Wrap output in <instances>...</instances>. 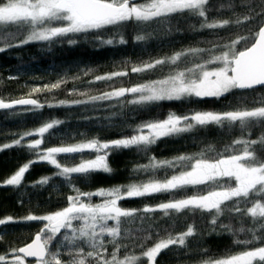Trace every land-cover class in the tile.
Wrapping results in <instances>:
<instances>
[{
	"label": "snow or ice",
	"instance_id": "6c2138e0",
	"mask_svg": "<svg viewBox=\"0 0 264 264\" xmlns=\"http://www.w3.org/2000/svg\"><path fill=\"white\" fill-rule=\"evenodd\" d=\"M212 12L217 15L211 16ZM223 13L229 15L223 18ZM178 17L196 20L190 25L193 31L207 30L215 38L204 47L189 46L131 64L130 71L126 67L97 75L89 83L159 73L155 79L114 87L99 95L80 93L88 99L72 103L117 100L122 106L144 108L164 101L220 100L240 93L237 103L223 110L169 111L165 118L142 121L130 129V135L117 139L91 138L42 149L45 135L63 123L51 119L0 145V151L22 147L36 157L19 166L0 186L19 187L32 164L46 162L57 169L54 175L72 192L66 197V206L56 211L0 218V229L42 223L30 242L0 254V264H157L159 255L173 247L184 254L193 252L190 238L205 234L189 222L195 217L205 221L207 235L227 234L239 249L212 255L201 245L194 250L200 257L198 264H264V0H218L214 6L211 0H0V53L37 42L52 45L66 40L74 45L81 34H94L102 45H124L128 40L122 30L128 25L136 30L133 42L146 43L159 32L178 31V25L171 24ZM229 29L235 32L220 34ZM105 30L112 32L111 38H102ZM65 83L60 79L34 87L29 98L8 102L0 98V110L28 106L26 112L37 113L45 105L31 96ZM209 126L240 134L223 149L208 144L198 152L171 159L149 155L152 146L164 138ZM258 128L262 131L252 138ZM129 149L147 159L131 169L134 177L146 174V179L134 178L127 184L92 191H83L73 183L96 172L110 174L111 153ZM84 152L95 153L94 158L71 166L58 160L60 155ZM51 179L42 177L35 185H47ZM188 189L192 194H186ZM181 193L185 194L178 195ZM157 194H169L170 198L142 208L121 206L126 199ZM18 202L23 204V200ZM178 227L182 230L176 231ZM3 234L0 232V240Z\"/></svg>",
	"mask_w": 264,
	"mask_h": 264
},
{
	"label": "trees",
	"instance_id": "16d2710c",
	"mask_svg": "<svg viewBox=\"0 0 264 264\" xmlns=\"http://www.w3.org/2000/svg\"><path fill=\"white\" fill-rule=\"evenodd\" d=\"M217 3L218 0H211L213 6ZM210 15L217 14L212 12ZM228 15L229 13L222 14L223 18ZM195 23L196 20L187 17L173 19L171 24L178 25V31L173 30L167 35L159 32L146 43L133 42L136 30L132 25H128L122 30L128 40V43L124 45H102L94 39V34H81L75 37L78 42L74 45H69L66 40L57 41L52 45L37 42L10 48L0 53V98L6 102L22 97L29 98V93L34 87L42 88L60 79L66 80L60 88L31 96L45 105L37 113L26 112V107L0 110V145L11 143L14 138H18V134L33 130L51 119H58L63 123L51 130V135H45L42 149L80 143L91 138H99L101 141L117 139L130 135V129L142 121L165 118L169 111L185 114L195 110H223L230 105H235L240 93L230 94L220 100L193 98L184 101H164L144 108L132 105L122 106L117 100L86 104L72 103L76 100H87L88 95H99L102 92L111 91L114 87H129L145 79H155L159 73L129 74L112 81L89 83L97 75L109 74L126 67L130 71L131 64L134 63L170 54L189 46H206L205 42L214 39L215 36L207 30L193 31L190 25ZM228 31L235 32V29L221 30L220 34L227 35ZM111 35V31L105 30L102 38H111ZM89 69L91 71H88ZM85 72L88 74L85 75ZM10 77L15 78L10 79ZM80 93L88 95H80ZM60 101L66 103L59 105ZM47 105L59 106L48 107ZM260 131L262 129L254 130L252 138H256ZM239 134L238 130L228 133L226 130L209 126L192 134L164 138L152 146L149 155H155L158 159H171L182 153L198 152L208 144L214 145L217 149H223L225 144L230 143ZM35 138L38 137L28 139ZM94 155L95 153L92 152L60 155L58 160L62 164L71 166L80 163L82 159L94 158ZM35 158L22 147L0 151V182L14 173L19 166ZM108 159L112 168L110 174L96 172L89 177L74 179L73 183L83 191H92L101 187L127 184L134 178H147L146 174H138L134 177L131 172L135 165L147 163L145 156L137 153L135 149L113 151ZM56 171L54 166L46 162H37L31 165L19 187L0 186V218L6 215L20 218L29 212L43 215L66 206V197L72 192L62 178L54 175ZM45 176L52 177L49 184L35 185L37 180ZM192 191L188 189L186 194L190 195ZM183 194L185 193L178 195ZM169 198V194L132 198L122 201L121 206L142 208L146 204L156 205ZM20 200H23L22 205L18 202ZM93 200L99 202V198H93ZM156 215L159 216V213ZM189 222L195 223L201 232H205L202 236L190 238L193 252L184 254L182 249L173 247L159 255L157 264H198L200 257L194 254V250L201 245L208 248L212 255H220L226 250H239L232 245V238L227 234L207 235L203 219L195 217ZM225 222H227L226 219ZM40 227L42 223L36 221L0 229V232L4 233L0 240V254L6 253L11 247H20L30 242ZM180 230H182L180 227L176 229V231Z\"/></svg>",
	"mask_w": 264,
	"mask_h": 264
},
{
	"label": "water",
	"instance_id": "95a60500",
	"mask_svg": "<svg viewBox=\"0 0 264 264\" xmlns=\"http://www.w3.org/2000/svg\"><path fill=\"white\" fill-rule=\"evenodd\" d=\"M23 107H28V106H17V108H23ZM34 258H28L29 261H33Z\"/></svg>",
	"mask_w": 264,
	"mask_h": 264
}]
</instances>
